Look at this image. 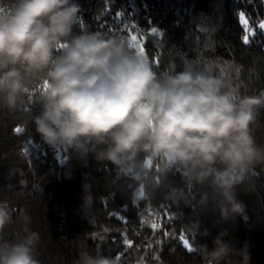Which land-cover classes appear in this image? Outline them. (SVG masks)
<instances>
[{
  "label": "clouds",
  "instance_id": "1",
  "mask_svg": "<svg viewBox=\"0 0 264 264\" xmlns=\"http://www.w3.org/2000/svg\"><path fill=\"white\" fill-rule=\"evenodd\" d=\"M78 0H11L0 8V107L14 111L39 81L30 113L41 141L54 152L92 155L135 197L204 206L222 220L242 215L236 188L264 172V145L255 130L264 90L248 95L205 69L157 72L124 36L77 31ZM179 174L183 187L166 184ZM206 188L208 191H189ZM198 195V199H196ZM195 201V204H193ZM23 235L0 241V264H41L40 236L20 216ZM13 212L0 202V233ZM195 238L198 222L183 225ZM218 235L200 246L210 264L233 249ZM78 264H119L116 257L83 251Z\"/></svg>",
  "mask_w": 264,
  "mask_h": 264
},
{
  "label": "trees",
  "instance_id": "2",
  "mask_svg": "<svg viewBox=\"0 0 264 264\" xmlns=\"http://www.w3.org/2000/svg\"><path fill=\"white\" fill-rule=\"evenodd\" d=\"M10 2L0 0V8ZM78 2L82 18L77 31L126 37L157 72L190 66L248 95L264 90V31L259 27L264 0ZM41 90L34 81L16 110L0 107V202L13 212L0 241L23 235L20 216L27 213V227L40 236L41 264H78L83 251L116 257L119 264H210L200 246L211 250L221 234L233 252L220 264H264V172L259 168L236 188L244 213L227 220L211 199L192 207L163 200L159 192L133 197L121 181L113 182L111 167L92 155L54 152L41 141L30 120L31 111H39L34 98ZM255 137L264 145V111ZM165 183L183 187L179 174H169ZM193 222L199 225L195 238L183 227Z\"/></svg>",
  "mask_w": 264,
  "mask_h": 264
},
{
  "label": "rangeland",
  "instance_id": "3",
  "mask_svg": "<svg viewBox=\"0 0 264 264\" xmlns=\"http://www.w3.org/2000/svg\"><path fill=\"white\" fill-rule=\"evenodd\" d=\"M240 22H241V24H243L244 27L247 29V22H246V18H245V16H244V14H240ZM262 23H264V19L259 23V27H260V25H261ZM260 29H262V30L264 31V28H261V27H260ZM248 32L250 33V35L253 34V32H251L250 30H248ZM246 36L248 37L249 34H247ZM263 46H264V45H263Z\"/></svg>",
  "mask_w": 264,
  "mask_h": 264
},
{
  "label": "snow or ice",
  "instance_id": "4",
  "mask_svg": "<svg viewBox=\"0 0 264 264\" xmlns=\"http://www.w3.org/2000/svg\"><path fill=\"white\" fill-rule=\"evenodd\" d=\"M260 27L261 28H264V23H262L261 25H260ZM154 32H155V29L153 30ZM245 43H247L248 42V37L247 36H245ZM141 54H143V50L141 49L140 51H139ZM185 243L187 244V241H185ZM190 251H191V249H189Z\"/></svg>",
  "mask_w": 264,
  "mask_h": 264
}]
</instances>
